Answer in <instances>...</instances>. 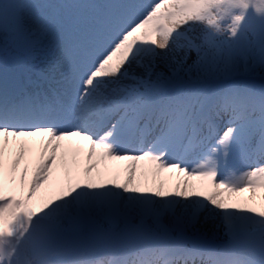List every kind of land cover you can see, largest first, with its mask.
<instances>
[{"label":"snow or ice","instance_id":"snow-or-ice-1","mask_svg":"<svg viewBox=\"0 0 264 264\" xmlns=\"http://www.w3.org/2000/svg\"><path fill=\"white\" fill-rule=\"evenodd\" d=\"M93 2L0 4V264H264V0Z\"/></svg>","mask_w":264,"mask_h":264},{"label":"rangeland","instance_id":"rangeland-1","mask_svg":"<svg viewBox=\"0 0 264 264\" xmlns=\"http://www.w3.org/2000/svg\"><path fill=\"white\" fill-rule=\"evenodd\" d=\"M67 1V0H65ZM99 1V0H98ZM97 0H95V2L93 3H83V4H77V5H73L71 6L70 10H69V15H73L74 11H82V16H89L91 14H93V10H104V9H107L108 7H110V5L108 3H106V0H105V3H104V6L103 8H98L96 7V3L98 2ZM3 3V0H0V4ZM89 11V12H88ZM85 12V13H84ZM25 15H27V13H25ZM0 36L2 37H10L13 39L12 35L10 33H4V32H0ZM0 37V47L1 48H4V44L6 42V40L4 38ZM51 38V37H50ZM8 42L11 44V40H8ZM12 48H13V51L15 52V45H14V42L12 44ZM5 49V48H4ZM167 50H160V49H157V52H165ZM177 55H182L181 53H177ZM192 57L195 56V53H192L191 54ZM39 57V56H38ZM37 62V61H36ZM45 64L41 65V67H44ZM140 70L137 69V72H139ZM195 159V157H189L188 158V162L191 164L193 162V160ZM147 165V164H146ZM169 174H165V179L166 176H168ZM103 256V254L101 255Z\"/></svg>","mask_w":264,"mask_h":264},{"label":"bare ground","instance_id":"bare-ground-1","mask_svg":"<svg viewBox=\"0 0 264 264\" xmlns=\"http://www.w3.org/2000/svg\"><path fill=\"white\" fill-rule=\"evenodd\" d=\"M150 2V1H149ZM89 12V11H88ZM85 13V12H84ZM37 61V62H36ZM35 61V63H38V64H41V65H43V63H41V58L40 57H38L37 58V60ZM121 164L122 163H120L119 165H118V168L121 166ZM147 164V162H141V165L142 166H144V165H146ZM169 176V175H168ZM168 176H166V178H168ZM173 179V182H174V180H175V177H173L172 178ZM100 259H107V258H105V257H103V258H101V257H99Z\"/></svg>","mask_w":264,"mask_h":264}]
</instances>
